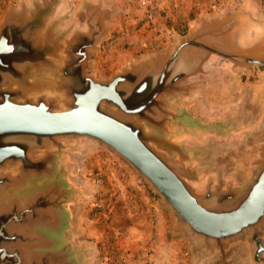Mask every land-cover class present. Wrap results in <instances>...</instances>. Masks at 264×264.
I'll return each mask as SVG.
<instances>
[{
    "label": "water",
    "instance_id": "95a60500",
    "mask_svg": "<svg viewBox=\"0 0 264 264\" xmlns=\"http://www.w3.org/2000/svg\"><path fill=\"white\" fill-rule=\"evenodd\" d=\"M61 1L33 0L0 23V264H94L74 238L84 191L71 163L82 137L111 148L147 180L177 217L175 232L194 259L240 264L238 254L252 245V261L264 263V137L241 185L202 179L200 164H187L191 151L169 138L234 132L232 123L201 114L191 94L208 81L193 76L206 72L210 56L264 66V34L241 9L227 10L102 79L88 72V60L113 10L83 1L85 28L66 35L57 25ZM47 77L54 95L42 92Z\"/></svg>",
    "mask_w": 264,
    "mask_h": 264
},
{
    "label": "rangeland",
    "instance_id": "374dc122",
    "mask_svg": "<svg viewBox=\"0 0 264 264\" xmlns=\"http://www.w3.org/2000/svg\"><path fill=\"white\" fill-rule=\"evenodd\" d=\"M32 1L0 0V23L7 11L29 7ZM83 1L98 0L60 2L56 10L59 32L69 35L75 28H85ZM100 1L113 12L104 23L100 46L88 60V72L102 79H109L120 68L148 57L192 30L203 18L192 21L200 12L212 18L226 11L227 5L225 0ZM203 69L206 72L193 77L206 79L208 84L194 91L191 98H197L198 109L207 119L228 121L234 132L218 137L178 131L169 138L181 141L186 151H191L193 161L187 164H200L202 179L210 177L215 182L220 177L241 185L252 175L258 148L263 144L264 66L241 68L210 56ZM45 80L51 84L42 92L56 94L52 77ZM74 147L71 170L84 191L75 209L74 238L86 243L94 264H140L141 258L143 264H152L150 255L158 252L153 243L160 221L165 223V237L174 240L176 264H185L184 255L190 253L184 234L175 232L177 217L147 180L122 156L94 139L79 138ZM159 150L169 159L177 158L167 149ZM191 183L195 189H202ZM252 250L248 245L238 254L240 264H264L252 261Z\"/></svg>",
    "mask_w": 264,
    "mask_h": 264
},
{
    "label": "crops",
    "instance_id": "0c3cea01",
    "mask_svg": "<svg viewBox=\"0 0 264 264\" xmlns=\"http://www.w3.org/2000/svg\"><path fill=\"white\" fill-rule=\"evenodd\" d=\"M225 1L227 5L225 6L224 9L226 11L232 9H241L254 22L255 29L257 31L259 30L261 32L260 33L261 35L264 34V2H262V0H225ZM210 16L211 15L208 13L200 12L199 14H197L196 19L192 21L195 23L196 20L198 21L199 17H210ZM164 226L165 223L160 221L158 224V234L156 235L157 237L153 243L156 249H158V252L155 251L154 254L150 255V261L152 264H176L175 257L178 256H175V248L173 246L174 240L168 241V238L165 237L164 235L165 231L163 229ZM206 258H207L206 255H201L199 256L198 259H194V257L190 253V256L184 255V263L186 262L185 264H202L206 260ZM140 261H141L140 264H143V258H141Z\"/></svg>",
    "mask_w": 264,
    "mask_h": 264
},
{
    "label": "built area",
    "instance_id": "2783aa9c",
    "mask_svg": "<svg viewBox=\"0 0 264 264\" xmlns=\"http://www.w3.org/2000/svg\"><path fill=\"white\" fill-rule=\"evenodd\" d=\"M262 2H264V0H262Z\"/></svg>",
    "mask_w": 264,
    "mask_h": 264
}]
</instances>
